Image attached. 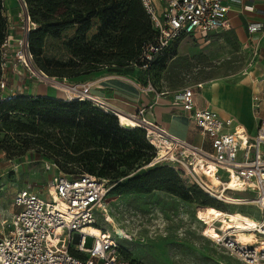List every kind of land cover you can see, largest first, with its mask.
<instances>
[{
    "label": "built area",
    "instance_id": "built-area-1",
    "mask_svg": "<svg viewBox=\"0 0 264 264\" xmlns=\"http://www.w3.org/2000/svg\"><path fill=\"white\" fill-rule=\"evenodd\" d=\"M256 1L158 0L159 8L155 0H141L153 23L155 35L144 45L140 67L149 68L155 57L166 51L170 42L181 37L207 41L212 35L232 30L230 14L233 11L254 13ZM20 8V37L11 42L8 36L1 48V91L7 87L5 73L12 65L24 68L31 78H39L40 75L29 44V35L36 29V24L23 0ZM263 31L264 24L248 25L254 58L260 56L261 45V38L256 34ZM134 66L138 65L135 63ZM148 90L156 92L150 83ZM195 95L192 87L183 88L175 93L171 104L188 115L190 122L200 129L210 144V149L203 145L195 146L157 129L153 123L142 118L144 109L138 111L139 118L136 119L151 125L148 128L159 130L161 136L173 144L186 147L193 155L188 166L192 172L196 154L215 165V174L223 181V191L207 187L197 178L199 186L209 197L225 204L256 208L260 220L245 213L242 215L250 223L243 227L232 225L234 221L229 216L218 219L216 224L202 221V234L242 264H264V117L257 116L256 131L250 134L235 118H224L212 109L198 108ZM80 96L70 100L83 101ZM6 98L10 100L14 96H6L3 101ZM263 101L264 98L254 97L253 107L257 114ZM48 166L51 167V164ZM233 179L240 184L243 192H251L252 197L239 200L224 196L228 191H236L230 189ZM107 192L106 181L88 173L75 177L66 174L53 177L47 188V198H42L30 187L19 190L14 197L12 217L9 221L0 220V264H132L123 257L112 234L98 225V211L103 217L108 214L105 205ZM204 209L194 204L196 212ZM222 211L225 215L230 213ZM91 226L98 228L101 234L93 235L86 231ZM212 230L217 237L211 234ZM116 236L123 238L119 233ZM240 236L246 240H241ZM88 237L93 239L91 247L86 246Z\"/></svg>",
    "mask_w": 264,
    "mask_h": 264
},
{
    "label": "rangeland",
    "instance_id": "rangeland-1",
    "mask_svg": "<svg viewBox=\"0 0 264 264\" xmlns=\"http://www.w3.org/2000/svg\"><path fill=\"white\" fill-rule=\"evenodd\" d=\"M230 16L233 18L234 30L215 35L207 41L186 36L174 40L166 49L168 52L166 60L156 65L155 62L150 69L147 68L149 70L138 65L128 68L126 74L119 75L111 73L110 67H105L94 74L70 79L53 77L55 81L63 84L61 85L51 83L41 76L49 75L40 70L34 62L35 68L40 73L39 78L34 80L53 91V97L50 98L68 101L81 95L83 101H88L105 112H113L107 107L108 104L135 118H139V115L129 109L131 105L125 102L126 110L118 109V106L114 105L117 102L115 97L117 85L135 82L140 86L141 92H145L150 83L156 92L166 95L169 100L176 91L183 88L192 87L196 91L199 86L214 81H237L243 77V71L250 63L252 67H248V70L260 68L261 74L257 80L264 81V64L261 58L259 56L254 58L253 49L243 42L247 37L248 17L235 13H231ZM95 31L96 27L91 31L90 37ZM59 50L60 43L50 39L44 53L48 57L58 59L62 55ZM262 83L264 85V82ZM1 101L3 100L0 97V103ZM4 101L9 100L6 98ZM7 114L5 108L0 109V220L9 221L14 212V197L19 190L30 187L42 198H47V188L53 177L64 172L79 171L83 165L73 163L66 166L62 157H57L53 152L32 143L43 140L41 136L37 138V136L7 131L5 123L26 122V119L14 115L4 119ZM118 119L119 125L125 129L142 128L140 125L121 123L119 117ZM157 129L161 130L158 127ZM147 131L161 139V142L160 140L154 142L159 150L160 158H157V149L147 138L148 145L152 149L140 152L145 154L143 158L151 159L146 163V168L168 166L174 169L180 179V191L173 193L166 189H154L151 192L131 191L119 194L112 193V186L108 185L105 197L108 214L103 217L99 211L97 213L100 228L112 234L118 242L123 257L132 264H242L212 240L203 236L202 221L211 223L223 219L221 213H224L222 211L224 210L230 212L229 218L234 221L232 225L241 227L250 223V220L242 214L249 213L253 218L260 220V213L253 206L241 207L219 201L218 208L203 207L204 210L196 212L192 202L195 197L194 192L202 189L196 175L188 168L193 158L192 153L186 147L177 144H173L172 151H169L167 146L162 147L158 144H163L164 136L161 137L148 129ZM45 143L56 144L57 140L50 138ZM58 159L59 163H57ZM49 164L51 167L48 166ZM198 171L209 184L213 183V186L210 185L212 188L223 191V181L214 177L212 182L210 178L216 175V170H208L205 174L199 169ZM230 185V189L236 191H228L224 196L239 200L252 197V193L243 192V188L234 179ZM241 204L246 203L241 202ZM116 233L123 238L116 236ZM211 234L217 237V233L213 230ZM92 243L93 239L88 237L86 246L91 247Z\"/></svg>",
    "mask_w": 264,
    "mask_h": 264
},
{
    "label": "trees",
    "instance_id": "trees-1",
    "mask_svg": "<svg viewBox=\"0 0 264 264\" xmlns=\"http://www.w3.org/2000/svg\"><path fill=\"white\" fill-rule=\"evenodd\" d=\"M24 2L36 24V29L29 35L30 52L37 67L51 77L70 79L94 74L105 67H110L111 73L124 75L128 68L135 67V63L139 67L142 65L140 57L144 45L155 35L141 0ZM8 26L4 0H0V65ZM94 27L96 31L90 37ZM50 39L60 43L62 55L58 59L44 53ZM167 56V50L157 55L149 69L155 62V65L164 62ZM1 77L0 68V80ZM1 108L8 113L4 119L11 115L26 119V122L5 123L7 131L41 136L43 140L31 142L62 157L66 166L83 165L79 171L63 174L73 177L85 173L95 175L112 186V193L151 192L154 189L180 191V179L174 169L168 166L146 168L151 159L143 158L145 154L140 152L152 147L148 145L145 129H125L119 125L117 116L88 101L20 96L1 101ZM50 138L56 139L57 143H45ZM115 155L122 157L113 158ZM194 194V204L217 207L218 201L203 190H195Z\"/></svg>",
    "mask_w": 264,
    "mask_h": 264
},
{
    "label": "crops",
    "instance_id": "crops-1",
    "mask_svg": "<svg viewBox=\"0 0 264 264\" xmlns=\"http://www.w3.org/2000/svg\"><path fill=\"white\" fill-rule=\"evenodd\" d=\"M17 1L4 0L6 16L9 22L8 36L11 42L19 38L21 34L18 18L21 10V1ZM155 2L160 8L158 0H155ZM255 7L256 11L254 13L239 14L237 11L232 12L236 15L248 17L247 37L243 40L246 45L248 44V47H251L249 44L248 25L252 23L264 24V1L257 0ZM231 19L233 18L231 17ZM234 29L235 25L233 24L232 30ZM213 36L215 35H212L210 38ZM256 36L261 38L259 58H261L260 60L264 64V31L256 34ZM248 67H252V63ZM248 67L244 69L243 77L237 81L227 82L220 80L199 86L195 91V103L198 108L212 109L224 118H235L238 124L243 126L250 134H254L258 125L257 116L264 117V101L261 105L260 113L257 114L253 107L254 97L259 96L264 98V85H262L264 81L259 82L257 80V77L261 74L260 68L256 67L248 70ZM5 79L7 87L0 93L1 100L9 95H13L14 98L20 96L53 97V91L50 88L36 83L34 78H31L29 73L20 66L12 65L5 73ZM140 89V86L135 82L117 85V92H115L117 102L114 105L118 106V109L126 110V102V104L131 105L129 109L133 110L135 114L138 113V110L144 109V120L153 123L161 131L168 135L185 139L195 146L203 145L206 149H210V144L204 139L200 129L190 122L188 115L172 106L171 102L177 91L168 100L166 95L162 93L149 91L148 89L145 92H141ZM120 112L128 116L127 113ZM129 116L132 117V115ZM151 132L161 136L159 132Z\"/></svg>",
    "mask_w": 264,
    "mask_h": 264
},
{
    "label": "bare ground",
    "instance_id": "bare-ground-1",
    "mask_svg": "<svg viewBox=\"0 0 264 264\" xmlns=\"http://www.w3.org/2000/svg\"><path fill=\"white\" fill-rule=\"evenodd\" d=\"M18 1H19V0H18ZM18 1H17V2H18ZM42 80H43V79H42ZM86 97H88V96H86ZM91 99H93V98H91ZM91 99H90V100H91ZM87 100H88V99H87ZM96 103H97V102H96ZM102 103H103V102H102ZM106 105H108V104H106ZM112 108H114V107H112ZM108 110H109V109H108ZM110 110H111V109H110ZM110 112H111V111H110ZM119 118H120L121 123L126 122V123H129V124H132V125H139L138 122H137V119L134 118L133 115H132V117H130L129 114H128V116L123 115V114H120V115H119ZM148 130L159 132V131H158L157 129H155V128H148ZM147 132H148L147 137H148L149 141H150L153 145H154V142H155V141H159V140H160L159 142H161V139H159L158 137H156L154 134L150 133L149 131H147ZM163 138H164L163 144H161V143H158V144H159L160 146H162V147L167 146V148L169 149V151H172V149H173V143H172L170 140H168L167 138H165V137H163ZM164 143H167V144L165 145ZM154 146H155V145H154ZM155 147H156V146H155ZM156 149H157V147H156ZM195 157H196L197 159H196V161L194 162V170H193L194 174L196 175V177H197L198 179H201V180L205 183V185H206L207 187L212 188L213 183H210V184H209V182H207L204 178H202V176L200 175L198 169H199L203 174H205L206 171H208V170H216L215 165H213L211 162L205 161L204 159H202L201 157H199V155H197V154L195 155ZM157 158H160V156H159V150H158V149H157ZM214 177H217V176H216V175H213L212 177H210L211 180H212V182L214 181ZM236 182H237V181H236ZM210 185H212V186H210ZM239 185H240V184H239ZM222 190H223V189H222ZM221 215H222L223 218H224L225 216H230L229 214H228V215H225V213H221ZM220 218H221V217H220ZM216 221H217V220H216ZM216 221H212L211 223H216ZM211 223H209V224H211ZM245 225H246V224L242 225L241 227H243V226H245ZM216 228H217V226H216ZM86 231L92 233L93 235H100V234H101L100 230H99L98 228H96V227H93V226L87 228ZM240 239H241V240H246V238H245L244 236H240Z\"/></svg>",
    "mask_w": 264,
    "mask_h": 264
},
{
    "label": "water",
    "instance_id": "water-1",
    "mask_svg": "<svg viewBox=\"0 0 264 264\" xmlns=\"http://www.w3.org/2000/svg\"><path fill=\"white\" fill-rule=\"evenodd\" d=\"M24 1V0H23ZM44 76L45 79H47L49 82L51 83H56V84H61V83H58L57 81H55V79L51 76H46V75H42ZM63 85V84H61ZM108 106V105H107ZM110 109H112L114 111V115L119 117V115L121 114V112L119 110H116L114 108H112L111 106H108ZM111 113V112H110ZM137 122L138 124L147 131L148 127H151V125H149L148 123L144 122L142 119H137ZM148 138V137H147ZM78 237V235L76 236Z\"/></svg>",
    "mask_w": 264,
    "mask_h": 264
}]
</instances>
